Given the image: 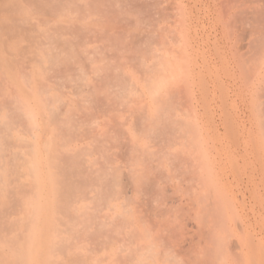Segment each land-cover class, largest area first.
I'll list each match as a JSON object with an SVG mask.
<instances>
[{"label": "rangeland", "instance_id": "rangeland-1", "mask_svg": "<svg viewBox=\"0 0 264 264\" xmlns=\"http://www.w3.org/2000/svg\"><path fill=\"white\" fill-rule=\"evenodd\" d=\"M0 39V263L67 160L119 264H264V0H0Z\"/></svg>", "mask_w": 264, "mask_h": 264}, {"label": "bare ground", "instance_id": "bare-ground-1", "mask_svg": "<svg viewBox=\"0 0 264 264\" xmlns=\"http://www.w3.org/2000/svg\"><path fill=\"white\" fill-rule=\"evenodd\" d=\"M29 34L31 36L35 35L32 28H30ZM16 37L20 39L21 34L19 33ZM0 46H5V41L2 39H0ZM34 92H30L29 96L33 100H38L37 97V99H34ZM56 152L59 155L62 153L67 155L68 148L59 140ZM66 163H68L67 160L59 164L57 162L53 168L52 175L49 177V199L46 202V210L40 218L39 215H35L34 221L32 224L30 223L28 237L23 240L12 234L8 237V241L6 240L8 244L14 241L16 249L19 248L22 251L21 255L17 259L4 256L0 264H119L114 261V241L110 242L109 246L104 245L109 238L114 239V228L108 222L99 225L100 228L106 229L105 236L93 238L92 244L82 240L81 227H79L77 220L72 216V211L66 205L70 198L69 192H71V189L68 187L62 188ZM78 198L79 206H81L79 214H92V210L80 200L81 197L78 196ZM20 217L17 213L16 221L10 222L16 225V229L21 227L25 221V219L22 221ZM36 221L42 222L43 226L37 227ZM10 223H8L9 226L12 225ZM66 223L71 225L72 230L65 235L62 234V229ZM42 238L47 239L44 245H42ZM70 243L74 244L73 249L69 248ZM94 246L100 249L94 251Z\"/></svg>", "mask_w": 264, "mask_h": 264}]
</instances>
